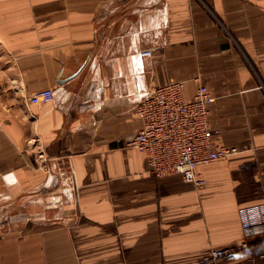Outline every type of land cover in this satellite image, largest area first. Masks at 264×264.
<instances>
[{
	"label": "crops",
	"instance_id": "obj_1",
	"mask_svg": "<svg viewBox=\"0 0 264 264\" xmlns=\"http://www.w3.org/2000/svg\"><path fill=\"white\" fill-rule=\"evenodd\" d=\"M173 81L187 100L209 89L216 143L239 150L199 167L200 189L155 178L126 147L137 104ZM43 91L52 101L29 102ZM35 140L51 175L25 151ZM12 188L44 189L46 206L20 198L24 235L0 242V264H195L245 241L209 264H264V229L239 218L264 203V0H0V191Z\"/></svg>",
	"mask_w": 264,
	"mask_h": 264
},
{
	"label": "built area",
	"instance_id": "obj_2",
	"mask_svg": "<svg viewBox=\"0 0 264 264\" xmlns=\"http://www.w3.org/2000/svg\"><path fill=\"white\" fill-rule=\"evenodd\" d=\"M151 54V51H143L140 56L150 57ZM196 90L194 98L187 100L183 82L173 81L150 89L136 108L142 126L129 139L126 147L147 156L148 166L155 178L179 175L186 183L200 189L205 186L206 179L197 173V169L226 160L239 150L216 143L220 130L211 128L209 119L213 96L204 85ZM52 97L50 91H43L29 101L39 105L40 102L52 101ZM239 218L244 233L253 228L264 229V203L241 208ZM245 247L246 241L237 247L212 250L210 257L197 264L237 258Z\"/></svg>",
	"mask_w": 264,
	"mask_h": 264
},
{
	"label": "rangeland",
	"instance_id": "obj_3",
	"mask_svg": "<svg viewBox=\"0 0 264 264\" xmlns=\"http://www.w3.org/2000/svg\"><path fill=\"white\" fill-rule=\"evenodd\" d=\"M38 145L39 143L36 142V140L32 142L29 141L28 144L26 145L25 151L26 153H30L33 156L35 155L34 160H33L34 169L44 173L45 175L50 174L52 172L50 168V162L52 160L49 156L45 154L43 147L39 148ZM42 190L32 189V188L16 190L12 188L11 190H8V191H0V242L3 240H8V241L18 240L24 235V233L21 232L23 230L22 226H24V224L21 223L16 218L18 216L17 209L21 208L24 205V203H22L20 198L21 197L22 199L27 198L29 199L31 207L34 206L35 208L38 207V209L40 208L42 209L46 206L45 201L47 198L45 195H43L42 196L43 200L39 199V197L43 193ZM35 196H38V200H36L37 197ZM41 201L43 202L40 203ZM214 250H218V249H214ZM207 257H210V256H207ZM204 259H207V258H204ZM200 260L202 259H199L198 261ZM198 261L195 264H197ZM212 263H215V262H212Z\"/></svg>",
	"mask_w": 264,
	"mask_h": 264
}]
</instances>
